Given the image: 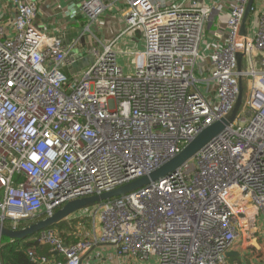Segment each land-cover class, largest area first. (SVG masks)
<instances>
[{
	"label": "built area",
	"instance_id": "2783aa9c",
	"mask_svg": "<svg viewBox=\"0 0 264 264\" xmlns=\"http://www.w3.org/2000/svg\"><path fill=\"white\" fill-rule=\"evenodd\" d=\"M9 1L12 12L0 20L2 226L14 230L151 173L227 119L242 88L235 120L174 173L78 212L91 227L74 244L41 231L34 241L59 258L29 252L30 260L83 264L102 245L136 264H229L227 253L245 243L249 210L264 222V8L252 7L241 35L249 0H233L225 45L203 56L211 11L201 0H120L121 33L140 32L141 63L125 72L113 50L117 38L96 39L88 67L67 75L70 49L92 34L106 5L82 2L85 25L68 47L35 25L36 0Z\"/></svg>",
	"mask_w": 264,
	"mask_h": 264
},
{
	"label": "crops",
	"instance_id": "0c3cea01",
	"mask_svg": "<svg viewBox=\"0 0 264 264\" xmlns=\"http://www.w3.org/2000/svg\"><path fill=\"white\" fill-rule=\"evenodd\" d=\"M37 1V16L35 18V25L38 26L45 34L59 36L65 45V37L71 34L74 30L83 28L85 25V18L83 13L81 12V6L79 12L76 13L75 6L77 2L81 1V4L85 0H36ZM103 4L106 5L107 9L102 14V19L95 23L97 32V38H95L94 34H90L95 40H99L100 43L107 44L113 39L117 38L113 50L116 55L117 63L124 69H127L125 72H132V69L137 67L141 59L139 57V53L143 49L142 37L138 30L133 32H125L121 33L124 29V24L122 22V3L120 0H101ZM166 5H173L179 0H160ZM255 8H264V5H258L257 0L254 1ZM233 0H201L199 5L210 9L211 18L209 22L205 26L204 34L200 44V53L203 56H208L210 52L219 47H222L226 43V20L229 14L231 7L233 6ZM254 8V9H255ZM12 5L9 0H2L0 4V20H6L9 18L12 12ZM255 9V10H256ZM254 18L251 17L250 21H253ZM253 25L249 27V31L251 32ZM94 32V31H93ZM97 45L99 46V42ZM84 43L87 40H84ZM71 50V49H70ZM88 52V50H86ZM122 55V56H120ZM126 58L125 63H122V59ZM73 57L69 58V63L62 67V71L67 74H77L80 71L72 72L71 70V62L73 61ZM199 68L203 70V75L207 74L206 69L208 68V60L204 59L199 62ZM81 70V69H80ZM82 71V70H81ZM80 214H74L73 217H77ZM250 218L247 220L245 229L252 230L254 232L256 229L259 232H264L262 228H264L263 220L258 217L256 212L252 209L249 210ZM78 218V217H77ZM79 219V218H78ZM83 223V222H81ZM255 225V227H253ZM89 232L82 233L81 236L88 235ZM98 234V232L96 233ZM238 247L235 248L233 253L238 254L230 257H236L238 261L241 263L242 250L246 247L244 243H238ZM113 250L106 246H95L90 252L86 253L83 256V264H136V262L129 259H121L117 257H113ZM56 255V254H55ZM94 256H97L99 260L95 259ZM57 258L59 256L57 255ZM229 258V257H227ZM94 260V261H92ZM229 264H237L236 262H230ZM138 264H156L155 260L151 258L146 263H138Z\"/></svg>",
	"mask_w": 264,
	"mask_h": 264
},
{
	"label": "water",
	"instance_id": "95a60500",
	"mask_svg": "<svg viewBox=\"0 0 264 264\" xmlns=\"http://www.w3.org/2000/svg\"><path fill=\"white\" fill-rule=\"evenodd\" d=\"M254 1L255 0H249L246 6L243 23L240 28L241 35H245L246 33L245 22L248 20L249 15L251 14ZM238 63L240 64V57ZM241 103H242V88L239 87V93L237 96L236 103L234 105L232 113L227 119H222L204 128L191 141H189L177 155H175L172 159H170L165 164H163L156 170L152 171L151 173L142 176L140 178H137L122 186H119L111 191L103 192L99 195H94V196L70 201L66 203L64 206H62L60 209L56 210L52 216L44 217L39 221H36L21 230L8 229L0 224V238L6 237L11 240L25 239L27 237L33 236L37 232H41L45 229H49L55 224H58L68 219L71 215L76 214L84 209L92 208L107 200H111L114 198H122L131 192H134L142 188H146L150 186L151 183H154L158 180L163 179L164 177L171 175L172 173L175 172L177 168H179L188 160H190V158L196 152L203 149L209 142H211L217 135H219L227 125H229L235 120L241 108ZM234 255H238V254H235L233 252L227 253V257Z\"/></svg>",
	"mask_w": 264,
	"mask_h": 264
},
{
	"label": "rangeland",
	"instance_id": "374dc122",
	"mask_svg": "<svg viewBox=\"0 0 264 264\" xmlns=\"http://www.w3.org/2000/svg\"><path fill=\"white\" fill-rule=\"evenodd\" d=\"M257 4L264 5V0H257ZM80 6H81V1L77 2L75 6L76 13L79 12ZM101 17L98 18V21L102 19ZM95 29H96V25H93L92 34H94L95 35L94 37L97 38L98 36H97V32L95 31ZM82 30H83L82 28L74 30L71 34L65 37V41L68 47L70 46L72 41L76 39L79 34L82 33ZM94 37L86 33L85 36L78 42V45L69 51V58L73 57V61L71 62L70 71L76 73V71L78 72L88 67L89 61L92 59V55L86 52V50H89L90 47L98 46L97 45L98 43L96 42ZM83 39L87 41L84 43ZM125 60L126 58L123 57L122 59L123 64L125 63ZM124 70L127 71V69H124ZM77 214H80V215H77V217L83 220V223L77 225L78 230H76L77 235L80 236L82 233L90 231L91 220L88 216L84 215L83 213H77ZM73 215H71L67 220L75 219ZM262 230H264V228H262ZM251 231L252 230L248 229L245 235L246 236V240H245L246 247L244 248V250H242L243 255L241 257V260H242L241 263L243 264H264V232L263 231L259 232L257 229L254 232H251ZM55 233L57 232L55 231ZM82 237L83 236H81L80 238L82 239ZM238 246L239 245L237 244V247Z\"/></svg>",
	"mask_w": 264,
	"mask_h": 264
},
{
	"label": "trees",
	"instance_id": "16d2710c",
	"mask_svg": "<svg viewBox=\"0 0 264 264\" xmlns=\"http://www.w3.org/2000/svg\"><path fill=\"white\" fill-rule=\"evenodd\" d=\"M255 3L253 4V8ZM43 217L38 216L27 220H21L15 226L14 230H21L30 224L39 221ZM83 220L81 219H71L64 220L49 229L55 230L58 236L62 239L63 243L66 245L74 244L81 240L80 236L77 235L76 230H78L77 225L81 224ZM5 227L8 229H13L10 223H6ZM40 232L35 233L33 236L27 237L22 240H11L6 237H1V248H0V264H36L31 261L28 253L34 252L36 256H47V257H55V255L51 251V247L49 245H40L34 241V238ZM228 260L230 262H236L240 264L236 257H229Z\"/></svg>",
	"mask_w": 264,
	"mask_h": 264
}]
</instances>
